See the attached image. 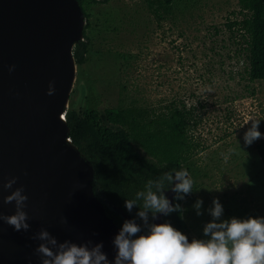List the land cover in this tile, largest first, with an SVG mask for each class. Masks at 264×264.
<instances>
[{
	"label": "water",
	"instance_id": "obj_1",
	"mask_svg": "<svg viewBox=\"0 0 264 264\" xmlns=\"http://www.w3.org/2000/svg\"><path fill=\"white\" fill-rule=\"evenodd\" d=\"M85 25L78 0H0V213L15 211L14 202L4 203L2 187L15 175L14 187L22 184L28 195L30 217L28 231L0 220V264H28L29 258L40 264L34 251L40 241L31 237L41 227L60 241H103L111 259L120 227L107 207L131 218L95 189L94 168L69 137L73 49L84 41ZM165 194L174 202L171 189Z\"/></svg>",
	"mask_w": 264,
	"mask_h": 264
},
{
	"label": "rangeland",
	"instance_id": "obj_2",
	"mask_svg": "<svg viewBox=\"0 0 264 264\" xmlns=\"http://www.w3.org/2000/svg\"><path fill=\"white\" fill-rule=\"evenodd\" d=\"M88 10L91 53L77 66L68 109L182 100L199 107L198 133L209 141L234 128L247 130L251 119L260 120L263 132L264 82L248 81L241 37L227 26L242 17L238 0H175L174 17L161 24L144 0H109ZM261 168L250 157L234 167L239 180L257 186L259 205L255 210L245 203L240 218L264 211Z\"/></svg>",
	"mask_w": 264,
	"mask_h": 264
},
{
	"label": "trees",
	"instance_id": "obj_3",
	"mask_svg": "<svg viewBox=\"0 0 264 264\" xmlns=\"http://www.w3.org/2000/svg\"><path fill=\"white\" fill-rule=\"evenodd\" d=\"M144 1L159 24L174 17L175 0ZM78 2L86 25L84 41L76 44L73 55L77 66H82L91 53L88 32L92 23L88 8L109 0ZM238 4L242 17L227 26L241 37L243 51L246 52L248 81L264 82V0H238ZM66 121L72 144L94 168L95 189L97 187L104 198L130 216L133 214L125 209L124 200L132 198L148 179L185 168V163L239 131V128H234L207 140L198 133L203 122L199 107L187 105L182 100H170L161 107L132 103L103 111L90 105L85 109L75 107L66 112ZM256 149L264 167V142ZM183 200H174L173 203L178 202L182 206ZM107 214L121 226L124 220L121 215L111 207H107ZM164 221L190 237V229L182 213L174 211L164 215Z\"/></svg>",
	"mask_w": 264,
	"mask_h": 264
},
{
	"label": "clouds",
	"instance_id": "obj_4",
	"mask_svg": "<svg viewBox=\"0 0 264 264\" xmlns=\"http://www.w3.org/2000/svg\"><path fill=\"white\" fill-rule=\"evenodd\" d=\"M14 67L10 65L9 71ZM47 91L49 95L54 93L53 82H49ZM259 123V119H251V126L243 133L245 145L264 136ZM18 179L13 175L3 181L4 203L14 202L15 211L0 213V220L13 226L15 231H28L30 217L25 211L28 195L22 184L14 187ZM193 184L187 169H174L148 179L132 198H125L124 207L133 215L123 220L113 237L111 259L103 249V241H60L41 227L31 237L40 241L34 249L40 264H264V216L221 219L224 208L218 198H213V206L208 209L211 219L203 225L202 238L189 241L188 235L170 222H154L158 214L183 212L180 203L170 201L165 189H171L173 199L179 201L193 192ZM202 204V198L193 204L197 215H201ZM28 264H31L30 258Z\"/></svg>",
	"mask_w": 264,
	"mask_h": 264
},
{
	"label": "crops",
	"instance_id": "obj_5",
	"mask_svg": "<svg viewBox=\"0 0 264 264\" xmlns=\"http://www.w3.org/2000/svg\"><path fill=\"white\" fill-rule=\"evenodd\" d=\"M245 131L246 129L237 132L184 164L194 180L193 192L182 203V216L190 229L191 239L203 237L202 228L204 223L211 219L208 209L213 206L214 197L219 199L224 208L221 219L232 216L240 217V213L243 212L240 209L246 206L245 203L248 204L247 207L255 210L259 205L256 199L257 186L249 180L246 184L244 180L238 179L237 174L233 175L235 165L245 157H250L256 165L260 164L262 173H264V167L256 149L264 142V136L245 145L243 142ZM225 175H228L227 179L224 178ZM198 198L203 200L201 215H197L193 208ZM259 213L260 216H264V211H259ZM257 215L258 212L252 214L254 217Z\"/></svg>",
	"mask_w": 264,
	"mask_h": 264
}]
</instances>
